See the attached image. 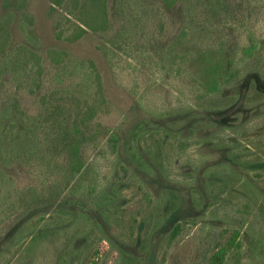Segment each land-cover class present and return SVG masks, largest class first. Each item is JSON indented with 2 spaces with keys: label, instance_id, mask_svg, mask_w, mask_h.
<instances>
[{
  "label": "rangeland",
  "instance_id": "1",
  "mask_svg": "<svg viewBox=\"0 0 264 264\" xmlns=\"http://www.w3.org/2000/svg\"><path fill=\"white\" fill-rule=\"evenodd\" d=\"M63 98L105 130L78 172ZM228 228L264 264V0H0V264H206Z\"/></svg>",
  "mask_w": 264,
  "mask_h": 264
},
{
  "label": "trees",
  "instance_id": "2",
  "mask_svg": "<svg viewBox=\"0 0 264 264\" xmlns=\"http://www.w3.org/2000/svg\"><path fill=\"white\" fill-rule=\"evenodd\" d=\"M53 5H59L63 0H51ZM168 6L172 5V0H163ZM105 3V0H104ZM81 32L85 33L86 29L81 28ZM81 37L78 33L75 38ZM257 48V44L250 47H244V54L251 56L253 50ZM202 85L205 93H217L222 88L224 77L226 76L225 69L228 64L223 58H215L212 55L205 56L203 63ZM100 76L98 74V91L97 94L101 99H105ZM61 99V98H60ZM62 103L52 104L46 108L45 119L49 120L52 117L60 119V130L53 140L54 148L67 156L70 167L75 172L80 171L84 167V159L82 156V147L87 142L95 141L105 130L102 124L95 120L99 106L96 99L93 103H86L81 106L79 101L76 104L74 111H69V105L62 99ZM46 104V99L43 100ZM179 234V229L176 227L170 241H173ZM220 239L219 247L213 252L206 264H225L228 257H231L236 264H240L245 257V246L242 239V230L223 229L219 232Z\"/></svg>",
  "mask_w": 264,
  "mask_h": 264
}]
</instances>
